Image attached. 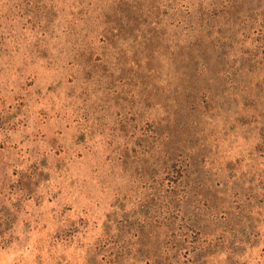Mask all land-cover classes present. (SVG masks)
Masks as SVG:
<instances>
[{
    "label": "rangeland",
    "instance_id": "obj_1",
    "mask_svg": "<svg viewBox=\"0 0 264 264\" xmlns=\"http://www.w3.org/2000/svg\"><path fill=\"white\" fill-rule=\"evenodd\" d=\"M0 264H264V0H0Z\"/></svg>",
    "mask_w": 264,
    "mask_h": 264
}]
</instances>
